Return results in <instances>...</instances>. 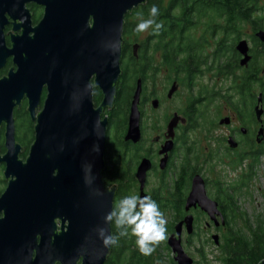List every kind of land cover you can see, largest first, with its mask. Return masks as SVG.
Returning <instances> with one entry per match:
<instances>
[{
	"label": "water",
	"instance_id": "obj_1",
	"mask_svg": "<svg viewBox=\"0 0 264 264\" xmlns=\"http://www.w3.org/2000/svg\"><path fill=\"white\" fill-rule=\"evenodd\" d=\"M31 1L45 6L43 18L35 26L26 8ZM147 1L0 0V68L10 56L17 66L16 71L11 69L0 78V127L6 124L7 148L0 163H6L5 176L10 178L0 196V264H55L57 259L75 264L81 255V264H105L112 247H103L95 229L109 227L104 216L114 206L116 188L105 187L102 178L107 135V118H102V112L114 107L118 92L125 17ZM7 13L15 20L14 30L22 29V34L12 36V47H8L4 33ZM18 19L20 23H16ZM257 36L264 43V29ZM112 40L121 45L115 55L105 48ZM237 48L244 55L241 64H248L247 41H240ZM89 82L103 93L98 107L92 94H82ZM44 85L48 95L37 114ZM141 90L139 82L131 105L128 138L134 137L136 125L138 132ZM24 95L36 121L35 140L26 160L20 158L14 117ZM262 100L259 94L254 108L259 120L264 112ZM97 121L99 128L95 127ZM229 143L231 148L237 147L232 138ZM97 144L99 152L94 150ZM85 164L92 165L96 177L92 188L85 184ZM92 189L103 195L94 194ZM193 207H200L216 225L226 224L218 200L208 195L200 174L193 177L186 200V210ZM58 218L62 230L56 233ZM184 224L188 234L194 232V216L188 214L176 225L168 244L178 264H194L182 244ZM213 239L219 244L218 234ZM33 249L37 251L32 259ZM259 264H264V259Z\"/></svg>",
	"mask_w": 264,
	"mask_h": 264
},
{
	"label": "flooded vegetation",
	"instance_id": "obj_2",
	"mask_svg": "<svg viewBox=\"0 0 264 264\" xmlns=\"http://www.w3.org/2000/svg\"><path fill=\"white\" fill-rule=\"evenodd\" d=\"M26 8L30 10L32 26L37 25L44 16L45 6L31 1L26 3ZM136 13L137 9L125 17L122 73L118 81L114 107H106L102 112V118H107L105 166L102 169V178L105 187L116 188L113 204L125 196L142 197V194H145L157 202L164 216L175 217V223L166 225L168 236L165 244L167 249H171L168 238L176 231V225L186 215L192 214L195 232L199 222L196 212L205 213L200 207L186 210V200L191 191L193 177L196 174L202 175L207 186L208 179L203 175V171L208 168L210 170L211 163L228 162L223 159L225 156L229 158L231 153H239L247 147L256 146L258 149L255 152H264V130L261 138L258 139L260 129L264 128V112L262 119L259 120L254 111L257 101L254 104L253 83H249L250 90L246 93L238 89V86L243 84L245 76L250 75L255 57L259 54L264 55V43L257 36V32L264 28L255 29L254 22L250 20H238L235 25H228L227 17L200 19L199 37L193 31L197 27L186 30L191 34L190 42L200 45L201 49L197 51L200 57L196 60V55L184 48L186 43L191 46L189 41L183 44L174 41L173 30L179 27H174L173 23L180 22L179 20L157 18L156 22H162L164 25L159 34H154L153 28L137 33L135 28L140 23V19H132ZM6 16L9 22L5 26L4 33L8 47H12V36L22 34V29L15 31V20L9 13ZM20 22L21 19L16 21V23ZM238 22H240L239 26H237ZM243 25L250 27V31H245ZM242 40L247 41L251 55V60L246 65L241 64L244 55L237 48ZM210 43L213 51L205 53ZM223 59L231 60L234 66L233 72L229 73L231 70L229 68L226 69L227 74L222 73L220 67ZM11 69L17 70L13 56L8 57L5 66L0 68V78L8 75ZM237 72L240 74L239 77ZM261 72L264 73V67ZM207 74L210 75L206 76ZM223 75L228 76L225 79ZM139 82L142 87L138 102L139 128L137 132L136 125L134 137L128 138L131 105ZM225 82H230V89L238 91L241 105L228 98L225 102L229 100L227 103L231 104L237 113L232 115L210 113V105H213L226 91L222 89V84ZM95 89H98L102 97L98 103L94 100L98 107L102 102L103 93L97 87L94 88V92ZM47 95L48 88L44 85L39 108L36 109L37 114L42 111ZM28 107L29 98L24 95L21 104L14 110L15 136L16 141L21 145L20 158L24 160L36 136V121L32 119ZM262 107L264 109V99ZM247 115L252 117L249 123L246 121ZM224 118L228 120L221 123ZM216 127H225L227 130L225 134H218L213 139L212 146L205 143L206 140H211L208 137L194 139L190 136L191 131L198 129L206 131ZM5 132L6 124L3 123L0 127L1 156L7 152ZM230 138L237 142L236 148H231ZM5 170L6 163L1 162L0 196L10 180L5 176ZM219 207L224 213L220 202ZM224 216L225 225H216L215 222L208 220L206 227L227 228L229 216L225 213ZM0 217H3V213ZM56 222V232H60L62 220L58 218ZM112 232L118 234L114 225ZM185 233L187 228L184 224L181 234L182 244ZM192 234L187 233L188 236ZM136 239L129 229L128 235L120 237L118 245L111 248L105 264H156L155 256L152 259L135 256L133 246L136 244ZM170 263L178 264L174 253Z\"/></svg>",
	"mask_w": 264,
	"mask_h": 264
},
{
	"label": "rangeland",
	"instance_id": "obj_3",
	"mask_svg": "<svg viewBox=\"0 0 264 264\" xmlns=\"http://www.w3.org/2000/svg\"><path fill=\"white\" fill-rule=\"evenodd\" d=\"M141 18L143 19L144 17L137 13L132 17V19H140V21ZM242 27L245 31H250V27L244 25ZM193 31L199 37L201 27H197ZM211 45L212 43L208 44L205 53L213 51ZM222 61L224 62V59ZM259 61L264 67V55L259 57ZM208 75L210 74L206 76ZM227 76L223 75L225 79ZM230 87V82L222 84V89L226 91L220 96L221 98H218L213 105H210V113H220L221 115L237 113L234 107L227 103L229 100L225 102L228 98H232L231 100L239 104V106L241 105L238 91L230 89ZM253 92L256 95V99L259 94V85L257 83L253 86ZM230 95L231 97H229ZM250 120L252 121V117L247 115L246 121L249 123ZM226 130L225 127H216L206 131L198 129L191 131L190 136L194 139L208 137L211 140L208 141V139L205 143L212 146L213 139L218 134H225ZM256 149H258L256 146L243 148L239 153H231L229 158L225 156L223 159L228 162L219 163L217 161L211 163V166L208 165L211 167L210 170L208 168L203 171V175L208 179L207 193L211 198L216 200L219 198L220 205L225 209V215L229 216V225L227 228L221 229H216L215 226L207 228L206 221L210 220V218L202 211L196 212L199 222L196 225L194 236H188L187 233L183 235L184 248L193 257L194 264H226L223 260V245L225 243V235L229 234L230 231L237 232L245 238H251L252 233H256L258 246L264 252V152H255ZM228 159L231 160V163H229ZM227 186L232 188L223 191L224 193L218 191L219 188L225 189ZM231 194L233 210H231L226 197V195L230 196ZM165 218L167 219V225L170 226L175 223L174 216L165 215ZM214 234L219 235V244L214 241ZM133 248V253H135L134 250L137 248V244ZM199 249L205 252L206 258L201 256ZM135 256H137V253H135ZM172 256L173 252L171 249H167L165 240L160 242L154 257L156 264H171Z\"/></svg>",
	"mask_w": 264,
	"mask_h": 264
},
{
	"label": "trees",
	"instance_id": "obj_4",
	"mask_svg": "<svg viewBox=\"0 0 264 264\" xmlns=\"http://www.w3.org/2000/svg\"><path fill=\"white\" fill-rule=\"evenodd\" d=\"M153 5H156L159 8V15L155 19L163 18L180 21L173 23L174 27H179L180 29H174L173 34L174 41H177L178 43L180 42L181 44L185 41L190 42L192 40L190 32H187L186 30L191 27H198L200 19L203 18L216 19L219 17H227L228 25H235V22L238 20H250L254 22L253 24L255 29L264 28V0H148L146 4L136 8L137 14L143 16V19L145 20L149 19L150 9ZM239 25L240 22L237 23V26ZM190 43L191 46L186 43L184 48L188 49V51L192 52V54H195V58L197 60V58L200 57V55L197 54V51L201 49L200 45L198 43ZM261 52L262 51H260V53ZM260 56L261 55L259 54V56L255 57L251 65L252 69L250 70V75L245 76L243 84H240L238 89L240 92L246 93L247 90H250L248 89L250 82L253 83V86L257 83L259 85V93H262V97L264 99V73L261 72L262 64L259 61ZM229 68L231 69L229 73L234 71V66L231 63V60H224L220 67L222 73L227 74L226 69ZM238 74L239 73H237V75ZM239 76L240 75H238V77ZM129 83H131V81H129ZM94 93V100L98 103L102 98L101 93L98 89H95ZM255 96L256 95L253 92L254 102L257 101ZM237 107L239 106L237 105ZM228 188L232 187L227 186L225 189L219 188L218 191L224 193L223 191L228 190ZM226 197L231 210H233V207L231 206L233 200L232 194L230 196L226 195ZM223 210L225 211L224 207ZM191 236H194V234ZM158 247L159 245L149 256L143 255L139 251L138 246L134 251L137 253V257L151 259L155 256V252ZM223 249V260L226 264H259L264 259V252L258 246L256 233H252L251 238H245L237 232L230 231L229 234L225 235ZM199 252L202 257L206 258V254L203 250L199 249Z\"/></svg>",
	"mask_w": 264,
	"mask_h": 264
},
{
	"label": "clouds",
	"instance_id": "obj_5",
	"mask_svg": "<svg viewBox=\"0 0 264 264\" xmlns=\"http://www.w3.org/2000/svg\"><path fill=\"white\" fill-rule=\"evenodd\" d=\"M149 15L150 18L147 20L141 18L140 23H138L135 28V32L141 33L147 31L149 28H153L154 34H159L164 25L162 22L157 23L155 19L159 15L158 6L153 5L150 9ZM120 47L119 40L109 41L105 45V48L111 50L113 55L120 50ZM116 63L117 61L114 60L113 65L115 66ZM94 88L95 85L89 82L85 85L82 94L94 95ZM73 98H77L76 93L73 94ZM78 107L79 105L77 104L76 108L78 109ZM95 127H100L99 121L96 122ZM61 150H63L62 147ZM94 150L99 152L98 144L94 145ZM83 168L85 172V184L89 188H92L96 179V177L92 175V165L85 164ZM92 191L96 195H103L99 189H92ZM104 223L109 227L114 225L118 230V234H116L110 232L109 227H97L95 229L104 248L118 245L120 237L128 235L129 229H131L132 234L137 238L136 244L139 251L145 256L151 255L155 251L156 246L167 239V219L160 211L157 202L150 196H125L114 204L110 212L106 213L104 216ZM39 236L40 235L38 234L36 240ZM36 251L37 249L32 250V259ZM80 257L75 261V264H80ZM50 258L51 257H49V259ZM55 264H63V262L60 259H57L55 260Z\"/></svg>",
	"mask_w": 264,
	"mask_h": 264
}]
</instances>
